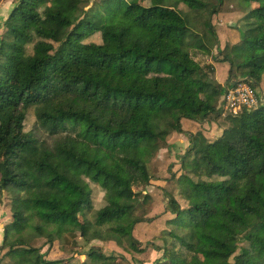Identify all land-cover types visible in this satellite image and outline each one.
Masks as SVG:
<instances>
[{
	"label": "trees",
	"instance_id": "1",
	"mask_svg": "<svg viewBox=\"0 0 264 264\" xmlns=\"http://www.w3.org/2000/svg\"><path fill=\"white\" fill-rule=\"evenodd\" d=\"M92 1L17 0L2 21L0 200L11 220L0 264H69L46 259L35 238L71 256L78 240L141 251L133 230L154 219L138 210L152 200L144 188L162 190L153 147L173 132L189 143L177 155L179 198L161 191L170 215L154 237L161 244L145 243L161 252L153 264H264V99L224 113L213 140L198 144L182 127L219 116L223 101L211 98L238 81L260 85L264 0H236L249 5L239 39L224 47L212 22L224 0ZM96 32L100 43L84 42ZM198 54L229 66L224 85ZM30 111L35 127L26 130ZM79 254L76 264L126 260L95 247Z\"/></svg>",
	"mask_w": 264,
	"mask_h": 264
},
{
	"label": "rangeland",
	"instance_id": "2",
	"mask_svg": "<svg viewBox=\"0 0 264 264\" xmlns=\"http://www.w3.org/2000/svg\"><path fill=\"white\" fill-rule=\"evenodd\" d=\"M17 0H0V33L4 31V28L1 26L3 19L6 17L9 9L12 4ZM106 0H94L92 1L93 7H102ZM143 2L147 4L156 3L157 0H144ZM249 4L240 5L236 0H224L222 8L219 13L212 16V22L216 28V32L219 37L220 46L224 47L226 44H232L236 42L239 37L236 31L237 27L241 26L244 22L242 16L245 14ZM69 31V28H61L59 30V35L61 38ZM100 34L93 33L86 39L84 42H95L100 43ZM195 59L204 64L206 62H211L214 66L213 76L215 80L220 84H225L228 78L229 66L226 63H219L212 61L211 58L204 55H195ZM231 79L234 76L230 77ZM245 82V81H238ZM247 83V82H245ZM177 87H181L182 84L176 82ZM228 89H231L230 87ZM257 94L264 95V75L261 78L260 85L254 88ZM228 94V93H227ZM213 104L216 106L218 103L223 101V112L216 116L215 119H210L208 121L196 122L192 120H183L182 127L184 130L190 132L193 135V138L196 139L198 144L203 143L204 139L213 140L219 134V123L223 119V114L228 113L229 111L235 109H226L230 104L228 103L225 95L222 97L214 96L211 98ZM221 100V101H220ZM6 111L0 114V120L6 115ZM34 116L32 111L28 113L25 129H34ZM189 141L187 137L182 133H171L165 135L163 140L156 141L153 147L154 157L152 159V171L157 178L154 181V184L162 187V190L170 192L177 199L178 189L176 184V177L180 174V166L178 162L177 155L182 154L185 151L186 146ZM159 188L153 186H147L144 188V191L150 193L152 200L147 204L141 203L139 211H145L147 215L153 216L154 219L149 223H141L136 225L133 230L134 237L141 242V251H134L133 249L126 246H119L113 241H100L94 240L88 244L83 243L82 240H78V253L71 256L70 254L65 253L59 247V243L54 241L50 246L45 245L43 238H35L33 240L34 246L38 248V251L45 253L46 259H67L69 264H76L85 258V255H80L79 253L85 252L89 248H97L102 250L104 253L114 252L116 254L123 255L126 260L125 264H153L154 260L161 256V252L153 250L150 246H146L147 241H152L155 238V235L164 227V221L166 218L170 217L168 214L163 213L164 200L162 199V194ZM93 206H98L101 202V192L95 188L91 195ZM180 201V199H179ZM182 205V201H181ZM11 220L10 211L8 206V199L6 196L0 200V245L3 244V226ZM15 234L10 235V239L13 238ZM9 239V240H10ZM157 242V240H154ZM158 245L161 244V241L157 242ZM6 251L5 249H0V256ZM33 258V255H30L28 258H22L21 261L29 262ZM8 261V258H4V262Z\"/></svg>",
	"mask_w": 264,
	"mask_h": 264
},
{
	"label": "built area",
	"instance_id": "3",
	"mask_svg": "<svg viewBox=\"0 0 264 264\" xmlns=\"http://www.w3.org/2000/svg\"><path fill=\"white\" fill-rule=\"evenodd\" d=\"M230 88L231 89H227L224 95L228 103H230L226 107L227 110L230 108L235 109L237 107V109L232 112L228 110L231 113L238 112L242 106L255 108L258 105V102L263 101L264 99V95L262 93L257 94V92H255V90L245 82H237L235 86Z\"/></svg>",
	"mask_w": 264,
	"mask_h": 264
}]
</instances>
